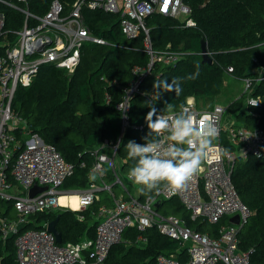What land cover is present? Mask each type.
<instances>
[{"label":"built area","instance_id":"built-area-1","mask_svg":"<svg viewBox=\"0 0 264 264\" xmlns=\"http://www.w3.org/2000/svg\"><path fill=\"white\" fill-rule=\"evenodd\" d=\"M22 13V24L15 29L4 27L5 17L0 12V239L13 237L17 264H106L112 245L123 239L126 228H136L138 244L147 241L143 234L148 227L180 242L179 255L159 253L157 264H250V251L239 246V232L251 215L250 209L239 197L231 179L236 157H264V128L237 125L227 117V105L215 103L210 108L198 107L193 96L184 106L199 119L210 117L219 129V137L209 152L200 171L183 191L162 190L160 193L142 194L127 179L123 171L124 160L118 156L121 137L127 128L141 125L130 123L129 110L132 97L140 93L142 80L152 73L157 63L174 65L187 52L173 49H154L150 40L147 18L152 14L177 18L184 26H196L191 8L184 0H73L68 9L60 0H51L48 9L37 14L29 10L28 0H0ZM102 10L118 16L122 34L132 39L143 34L142 50L148 56L143 66H132L134 78L121 86V126L117 141L100 139L88 149L92 165L85 188H63L64 180L73 174L75 164L65 160L50 143L44 142L27 120L14 110L12 102L19 86H28L43 65H53L71 74L80 60V51L86 43H107L93 34L85 23L82 9ZM208 52V51H207ZM210 55V52H208ZM232 67H227L229 74ZM244 77L245 109L261 104L260 97L250 94L253 81ZM151 97V95H150ZM108 99V97H107ZM179 110V107H177ZM161 115L172 116L168 110ZM162 147L167 144L166 134L160 137ZM225 141L233 148L228 149ZM228 149V155L221 150ZM81 167L86 163L81 161ZM90 174L97 178L89 179ZM46 186L29 196L32 186ZM117 190V192L115 191ZM107 201L96 211L94 237L60 244L52 232L23 227L32 219L30 215L54 208L81 211L101 198ZM71 194L77 195L78 208L72 207ZM67 196L65 202L59 198ZM149 196L151 198H149ZM176 197L189 211L192 221L218 223L229 217L218 228L216 236L190 227L185 218L162 214L157 204ZM10 203V215L5 214ZM238 215V222L231 217ZM79 219L83 216L77 214Z\"/></svg>","mask_w":264,"mask_h":264},{"label":"trees","instance_id":"trees-1","mask_svg":"<svg viewBox=\"0 0 264 264\" xmlns=\"http://www.w3.org/2000/svg\"><path fill=\"white\" fill-rule=\"evenodd\" d=\"M68 9L73 0H60ZM191 8V17L196 26H184L177 18L152 14L147 18L149 35L154 49L161 50L167 45L187 53L176 64L157 63L152 73L139 85L140 93L130 102L129 117L132 125L120 139L118 156L124 160L123 171L128 172L133 164L127 158L125 145L129 140L144 143L149 129L145 116L149 111L146 102L151 100L153 82L159 79L171 80L185 78L182 93L176 97L174 92L164 93L160 100L153 98L157 110H164L166 103L177 107L183 105L187 97L193 96L198 107L210 108L215 97L221 93L224 76L228 75L242 81L244 77H258L253 81L250 92L260 97L258 106L244 107L247 93L226 102L227 115L234 118L237 125L249 128H264V72L259 75L255 69L264 68V0H184ZM51 0H28L30 11L42 14ZM4 14V27L15 29L22 24V13L17 9L0 3ZM86 25L90 31L105 39L107 43H86L80 51V60L71 74L53 65H43L28 86H19L15 92L12 106L38 133L41 139L54 145L66 161L75 164V170L64 182L63 188H85L92 157L88 149L100 139L117 141L121 117L116 104L122 98L121 86L128 84L135 76L132 66H143L148 56L142 50L143 34L127 39L117 22L118 16L102 10L82 9ZM207 42L212 62H204L200 41ZM196 79H186L197 70ZM227 67L232 71L227 74ZM144 93H149L145 95ZM108 97V99H107ZM228 149L233 146L225 141ZM84 161L85 167L80 163ZM232 182L251 215L239 232V246L250 251V264H264V157H236L231 173ZM101 198L87 208L76 211L54 208L30 215L32 221L24 228L43 229L44 223L56 216L57 230L61 233L60 244L77 242L85 237L92 238L97 223L96 211L107 201L104 193ZM5 214L10 215V203ZM4 201L0 199V206ZM163 214H174L185 218L188 225L202 232L216 236L221 224L192 221L189 211L178 198L164 199L158 203ZM77 214L83 216L79 219ZM136 228H126L123 239L112 245L106 264H157L159 253L179 255L180 242L172 239L153 226L143 233L144 245L138 244ZM0 264H17L13 237L3 242L0 239ZM223 264V263H219Z\"/></svg>","mask_w":264,"mask_h":264},{"label":"clouds","instance_id":"clouds-1","mask_svg":"<svg viewBox=\"0 0 264 264\" xmlns=\"http://www.w3.org/2000/svg\"><path fill=\"white\" fill-rule=\"evenodd\" d=\"M196 68V72L186 79L192 80L199 76V65ZM183 79L185 78L174 77L171 80L159 79L153 82L151 100L146 102L149 111L145 121L149 132L144 138L145 142L141 144L129 140L124 146L127 158L133 161L127 179L142 194L185 190L200 171L214 147V141L219 137V129L210 117L197 119L188 107L181 105L177 110L172 103H166L164 110L174 114L165 116L152 103L153 98L158 101L164 93L174 92L178 97L183 91ZM164 134L167 144L162 147L160 137ZM221 154L228 155V149H222ZM96 178L94 174L89 176L91 181Z\"/></svg>","mask_w":264,"mask_h":264},{"label":"rangeland","instance_id":"rangeland-1","mask_svg":"<svg viewBox=\"0 0 264 264\" xmlns=\"http://www.w3.org/2000/svg\"><path fill=\"white\" fill-rule=\"evenodd\" d=\"M260 75L261 72H264V68L255 69ZM257 78V77H252ZM226 83L221 89V93L215 97V102L225 104L227 101L237 97L244 89V84L242 81L234 79L228 75L224 76ZM117 192V190H115Z\"/></svg>","mask_w":264,"mask_h":264},{"label":"water","instance_id":"water-1","mask_svg":"<svg viewBox=\"0 0 264 264\" xmlns=\"http://www.w3.org/2000/svg\"><path fill=\"white\" fill-rule=\"evenodd\" d=\"M208 0H204V2L206 3ZM200 48H201V55H202V59L204 62H208L211 63L212 62V57L208 54L207 52V42L204 38H201L200 41ZM46 188V186H37L34 185L30 188L29 190V196H33L35 195L37 192L42 191ZM58 220V216H56L53 220H51L48 224H47V230L49 232H52L53 235L56 238L57 242H61V233L57 230L56 228V223ZM232 221L238 222L239 217L238 215H234L231 217Z\"/></svg>","mask_w":264,"mask_h":264},{"label":"bare ground","instance_id":"bare-ground-1","mask_svg":"<svg viewBox=\"0 0 264 264\" xmlns=\"http://www.w3.org/2000/svg\"><path fill=\"white\" fill-rule=\"evenodd\" d=\"M71 202H72V207L73 208H78V203H77V195L76 194H71V196L69 197ZM67 199V196L62 195L59 198L60 202H65V200Z\"/></svg>","mask_w":264,"mask_h":264},{"label":"crops","instance_id":"crops-1","mask_svg":"<svg viewBox=\"0 0 264 264\" xmlns=\"http://www.w3.org/2000/svg\"><path fill=\"white\" fill-rule=\"evenodd\" d=\"M225 83H226V81L224 80L223 85H224ZM227 102H228V101H227ZM215 103H218V102H215ZM227 117H230V116L227 115ZM157 208H158V204H157ZM158 211H159L160 213H162L161 210H158ZM162 214H163V213H162Z\"/></svg>","mask_w":264,"mask_h":264}]
</instances>
